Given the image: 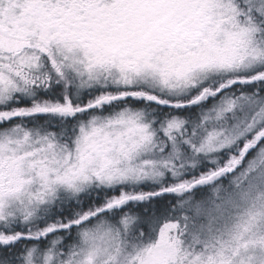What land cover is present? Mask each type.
<instances>
[{"label": "snow or ice", "instance_id": "6c2138e0", "mask_svg": "<svg viewBox=\"0 0 264 264\" xmlns=\"http://www.w3.org/2000/svg\"><path fill=\"white\" fill-rule=\"evenodd\" d=\"M0 264H264V0H0Z\"/></svg>", "mask_w": 264, "mask_h": 264}]
</instances>
